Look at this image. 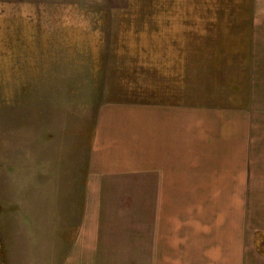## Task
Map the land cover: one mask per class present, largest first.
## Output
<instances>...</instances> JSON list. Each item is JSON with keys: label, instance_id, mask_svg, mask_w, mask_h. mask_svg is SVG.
I'll use <instances>...</instances> for the list:
<instances>
[{"label": "crops", "instance_id": "crops-1", "mask_svg": "<svg viewBox=\"0 0 264 264\" xmlns=\"http://www.w3.org/2000/svg\"><path fill=\"white\" fill-rule=\"evenodd\" d=\"M160 1L159 28L149 27L162 37L155 58L160 68L143 77L207 85L193 90V105L183 102L184 91L143 104L150 111L144 128L131 124L130 139L123 141L128 149L117 157L136 166H116V121L107 123L103 115L96 143L88 146L82 136L72 144L68 165L37 170L34 203L42 207L33 210L32 225L15 217L2 226L3 264H258L255 248L241 249L234 261L229 247L183 246V205L188 192L231 189L233 168L250 158L248 114L264 94V0ZM216 88L219 99L222 90H232L230 107L214 102ZM243 95L245 102L238 100ZM69 116L61 123L69 125ZM93 152L102 165H92ZM174 236L180 241L170 246Z\"/></svg>", "mask_w": 264, "mask_h": 264}, {"label": "rangeland", "instance_id": "rangeland-1", "mask_svg": "<svg viewBox=\"0 0 264 264\" xmlns=\"http://www.w3.org/2000/svg\"><path fill=\"white\" fill-rule=\"evenodd\" d=\"M160 2L0 0V229L15 217L32 225L33 210L41 206L38 200L34 203L39 193L34 173L68 165L72 144L82 136L88 146L91 140L96 143L94 130L103 115L107 123L116 121V166L127 167L135 165L133 159L117 157L128 149L123 141L130 139L131 124L144 128L143 104L181 91L186 106L194 104L190 96L194 100L198 95L193 90H203L208 80H201L199 88L192 80L143 77L162 49L160 30L154 34L149 29L159 28ZM218 91L214 102L230 107L232 90H222L221 99ZM252 103L250 158L240 162L242 169L233 168L231 189L188 192L183 246L229 247L234 261L240 260L241 249L255 248V260L264 264V94ZM67 115L69 125L61 123ZM72 132L77 133L74 140L67 135ZM94 154L92 165H102ZM255 182L259 184L253 187ZM179 241L175 236L168 239L170 246Z\"/></svg>", "mask_w": 264, "mask_h": 264}]
</instances>
